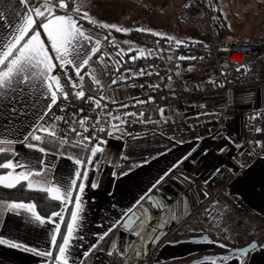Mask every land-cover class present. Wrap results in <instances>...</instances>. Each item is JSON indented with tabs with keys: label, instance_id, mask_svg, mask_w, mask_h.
Here are the masks:
<instances>
[{
	"label": "crops",
	"instance_id": "crops-1",
	"mask_svg": "<svg viewBox=\"0 0 264 264\" xmlns=\"http://www.w3.org/2000/svg\"><path fill=\"white\" fill-rule=\"evenodd\" d=\"M115 1L94 0L92 2H95V6L92 7L90 1L86 0L82 12H88L89 19H95L97 24H105L104 19L108 20L114 14L113 4ZM78 2L79 0L74 1L68 11H71ZM28 3L31 6L40 7L45 3V0H28ZM3 10L6 13L7 21H11L13 24L19 21L21 14L27 12L25 5L20 0H6ZM55 14L63 15L65 12L57 7ZM99 15H103L104 18ZM97 16L99 17L97 18ZM7 21L4 22L3 27H0V33L7 31ZM78 22L82 27L86 25L98 30L97 24L89 23L88 19ZM107 24L113 25L112 21L107 22ZM100 28L99 30L109 33V29ZM83 29L93 40L100 42L101 49L92 57L89 65L81 70V75L85 77L84 80L88 77H94L95 80H98L99 84L92 79L94 81L93 84L90 82L92 89H98L99 86L100 95L109 99L137 97L142 89L119 87L113 90L110 87L105 79L104 64L99 60V54L104 49V46L101 47L102 37L89 32L86 27ZM39 31L42 33L41 38L47 41V37L43 35V29L41 28ZM114 31V29L111 30L113 33ZM112 39L118 40L116 37L110 38V40ZM104 42L108 43L106 39ZM122 47L119 49L122 55L136 51V49L128 48L129 46L125 41ZM145 48L159 54L158 47ZM50 54L54 56V53ZM173 58L174 55L168 58V65H166L168 72L174 74L191 72L186 70L190 63L185 62L186 64L178 67ZM53 62L58 63L55 60ZM71 72L75 73L74 70ZM29 91H31V95H29ZM29 91L17 92L14 98L0 100V137L18 141L13 145H5L0 142V147L14 148L15 155L10 152L11 157L8 160L15 159L26 163L34 170L42 168L47 180L69 182L75 178V171L79 167L75 165L74 160L87 157L91 154L90 150L85 153V149L82 147H73L72 143L77 141L73 136H70L67 139L68 143L64 145H61L60 140L39 132L37 134L43 137L41 141L37 142L31 139L24 141V136L32 130V127L41 123L39 117L47 111L46 105L50 103L40 93L39 89H30ZM263 106L264 95L261 91L260 100L255 101L253 108ZM243 112L240 110L236 117L221 119L215 123L188 126L183 122L181 113V115L163 114L156 105H153L142 115L124 113L119 115V120L111 119V123L119 125L120 131H114L111 127L106 133H97L95 141L89 144L90 148L101 140L105 141L101 145L104 150L93 158L91 165H88L89 175L85 182V190L81 194L83 200L82 222L76 233L79 239H73L70 242L71 250L68 264H125L126 259H132L135 262L138 256L136 251L133 252L132 250L134 247L127 245L124 247L122 243V231L127 229L123 227V222L127 219L124 214H133L135 217L127 232L136 236L134 242L137 244L140 240L139 232L158 220L166 219L167 209L187 191L191 192H188V195L192 203V212L189 216L195 224L179 223V226L177 225L169 231L159 243L150 246L149 259H141L140 264H205V258L220 257L216 251H224L227 247L217 250L211 243L213 242L212 232L223 236L230 231L231 224L219 219L210 226L199 225V219L208 210L210 202L206 199L203 202L199 201L193 186L186 183L179 174L191 178L195 184L200 185L206 191L205 183L207 180L223 167L234 175L224 191L225 204L234 205L236 200L248 208L250 213L244 220L246 227L251 229L254 225V229H261L264 234V157L245 167L237 159L238 140L244 126L241 117ZM247 115L252 117V111ZM109 131H113L114 134L109 136ZM27 143L38 144L46 151L41 153L30 149L26 146ZM68 157H72V159H68ZM20 170L17 168L15 171L19 172ZM8 171L11 170L7 169ZM7 172L0 175H6ZM165 173L168 175L157 185V189L149 192V189L162 176H165ZM93 184L96 187H93ZM35 188L36 186H34ZM145 194H148L151 199L146 197L141 201V197H145ZM195 200L199 204L196 209L194 208ZM138 201H141L139 205H137ZM154 201H159L163 207H154ZM11 203L29 204L31 202L0 199V239L23 243L29 249L51 250L54 255L58 254V248L52 247L50 239L55 223L46 222L41 225L32 220L31 214L23 209L6 211V206ZM73 207L74 203L68 204L67 210L63 213L64 217L67 215V222L71 219L70 212ZM59 211L60 208L56 212ZM233 211L234 213L237 212L235 208ZM49 217L51 215L42 218L47 221ZM229 217L238 219L235 215ZM117 220L120 221L117 228L110 232L95 250L85 256L84 253L89 251L90 246L96 244L98 235L108 231ZM141 220L143 227H140ZM240 221L243 223L242 220ZM56 222H60L61 226L63 224L58 220ZM132 229L136 231L133 232ZM117 230H121L117 241L109 247L112 236ZM203 233H207L211 239L209 241L191 239V237ZM63 234H66V224ZM167 236L170 237L165 239ZM127 238V243H129L130 239ZM172 238L174 239L172 240ZM225 240L227 241L226 238ZM260 240L263 244H258L245 259L233 255L227 261L217 259L216 264H244L245 261L246 264H264V238ZM237 241L243 243L241 245L248 242L245 237ZM58 243H62V238ZM109 252L112 255H109ZM121 252L124 254L121 255ZM0 264H45V258L34 254L32 251L0 245Z\"/></svg>",
	"mask_w": 264,
	"mask_h": 264
},
{
	"label": "built area",
	"instance_id": "built-area-1",
	"mask_svg": "<svg viewBox=\"0 0 264 264\" xmlns=\"http://www.w3.org/2000/svg\"><path fill=\"white\" fill-rule=\"evenodd\" d=\"M110 41H114L115 46L109 43L101 53L108 57L103 63L106 81L113 90L119 87H136L142 89V92L131 99L95 96L85 91L78 79L75 81L78 87L73 88L72 83L63 75V71L59 67L55 68L53 74L60 75L69 99L64 100L61 94L57 105L52 107L51 112L44 116L40 123L55 128V139L61 141L65 137L68 139L73 136L79 140L80 137L70 131L74 128L84 136L93 137L90 142L92 144L97 133H106L113 125L110 122L111 117L106 115L109 111L114 116L124 113L142 115L149 107L156 105L161 113L168 114L173 111L181 113L186 125L196 126L236 117L240 110H243L241 117L244 126L238 140L237 159L245 167L264 157V106L253 108L255 101L260 100L261 91L264 95V35L258 38L239 34H230L219 39L212 37L209 48L205 49L207 58L201 62L204 65L194 71L180 74L170 73L167 70L166 65L171 55H174L173 61L178 67L198 57L197 47L188 45L181 39L175 40L171 45L165 44L164 55H155L146 48L122 55L115 39ZM177 41L180 43L177 44ZM157 42L158 46L161 45L159 41ZM141 51L143 55L140 54ZM180 56L186 59H178ZM131 57L137 58L132 60ZM189 57L195 59H188ZM141 70L150 74L140 75ZM69 74L75 76L70 69ZM215 77L219 80L211 88L198 87L205 80ZM113 80L117 82L113 84ZM79 90L85 92L83 99L74 95ZM88 97L93 99L89 101ZM97 100L101 103L100 108L96 107ZM81 109L83 111H80ZM251 111L252 117L247 115ZM57 116L63 119L57 121ZM81 119H86L84 127L88 129L87 132H83L81 128L79 123ZM98 119H101L102 123L96 126ZM98 127H103L105 131L99 132ZM257 128L261 131L257 132ZM233 177L234 175L223 167L205 183L206 200L210 205L202 218L200 217V222L204 226H210L229 214L237 218L248 214L246 207L236 200L234 205L225 204L224 191ZM198 206L195 200L194 208ZM234 208L236 213L233 211ZM191 219L189 216L181 224H191ZM149 254L150 252L148 257Z\"/></svg>",
	"mask_w": 264,
	"mask_h": 264
},
{
	"label": "snow or ice",
	"instance_id": "snow-or-ice-1",
	"mask_svg": "<svg viewBox=\"0 0 264 264\" xmlns=\"http://www.w3.org/2000/svg\"><path fill=\"white\" fill-rule=\"evenodd\" d=\"M21 3L25 5L27 9L26 14H21L20 19L17 23L13 24L11 21H7V16L3 10V6L6 0H0V27L4 26V22L7 21V31L0 33V100L4 98H14L17 92L29 91L39 89L40 93L49 100L50 103L46 105L47 111H45L39 119L42 121L44 116H47L51 112L52 107L57 105L58 99L61 94L64 100L69 99V94L64 91V87L61 83L60 75H54L53 71L55 68L59 67L63 71V75L67 80L72 83L73 88H77L78 85L75 81H84V75H81V70L89 65L90 60L100 51V42L98 40H93V38L86 34L82 25L79 24V20L88 19L89 23L94 25L97 24L95 19H89L88 12L82 9L86 4V0H79L76 6L68 11L70 5L74 0H45V3L40 7H34L29 5L28 0H20ZM64 10L65 14L56 15V9ZM99 27L109 29V36L111 35V30L114 29L116 32H126L127 30L121 29L115 25L109 24H99ZM43 29V35L47 37V41L41 38L42 33L39 29ZM137 31H148L147 29L137 28ZM155 34V33H153ZM108 39V37H105ZM109 43L115 46L114 41H109ZM180 42L177 41V44ZM50 53H54V56ZM143 55V52L140 53ZM137 57H131L135 60ZM178 59L183 60L186 57L180 56ZM188 59H195V57H189ZM58 63H54L53 61ZM100 60H104V56L100 57ZM69 69L74 70L75 76L69 74ZM140 75L150 74L145 73L141 70ZM95 80V78L93 77ZM117 81L113 80L112 83L115 84ZM95 83L99 84L98 80ZM11 94V95H10ZM31 95V91H29ZM74 95L77 98L83 99L85 97V92L83 90L76 91ZM93 98L88 97L91 101ZM103 99V97H101ZM139 102V101H138ZM96 107L100 108L101 103L99 100L95 101ZM126 107V106H125ZM15 111V109H13ZM80 111H83L81 109ZM102 115H104L102 113ZM106 115L110 116L113 120H119V116H114L109 111ZM132 115V114H128ZM63 117H56L59 121ZM83 132H87L88 129L84 127L86 119H81L79 121ZM102 123L101 119L96 121V126ZM112 129L114 131H120V127L117 124H113ZM74 132L79 140L72 143L73 147H82L85 150H90V155L84 158H76L74 160L77 167L75 171V178L71 179L69 182L62 183L60 181H49L45 177L44 170L32 169L30 165L26 163L19 162L15 159H10L7 162L0 163V169H9L6 175H0V185L5 188H15L21 184V182H26L27 188L29 190H39L48 193L49 197L54 201L60 202V211L53 212L51 217L47 221L42 218L36 212V205L25 204V203H11L6 206V211H14L23 209L31 214V219L39 222V224L55 223L54 231L51 235V245L53 248H58V254L54 255L51 250L37 251L36 249H29L23 243H14L7 239H0V245H8L12 248H21L23 251H32L34 254L45 258V264H68L69 254L71 250V241L73 239H79L76 235L82 222L83 213V200L82 193L86 187V181L89 175L88 165L93 163V158L101 153L104 149L101 145L105 141H99L95 146L89 148L90 142L94 139L91 136H84L81 132H77L76 129H70ZM99 132H104L103 127H98ZM257 132L261 129L257 128ZM45 133L50 137H56V130L52 126H45L44 124H37L32 127V130L24 136V141L29 139L33 141H41L42 136L37 133ZM113 131H109L108 135L112 136ZM0 142L5 145H13L18 141L13 139L0 137ZM61 145L68 143L65 137L60 141ZM26 146L30 149H34L44 153L46 150L40 147L38 144L27 143ZM12 152L15 155L14 148L11 147H0V153ZM72 159V157H68ZM21 169L19 172L15 170ZM219 171V170H218ZM162 176L156 184L149 189L152 192L153 189H157L159 185L167 176ZM96 187L95 184L92 185ZM151 199L148 194L145 197H141V201L145 198ZM137 202V205L141 203ZM70 203H74V207L71 209L70 221L66 222V234L61 233V223L56 222L65 220L63 213L67 210V206ZM153 206L156 208L163 207L159 201H154ZM131 212V210H129ZM127 217L126 221L123 223L124 228H130L134 222L135 217L129 215V213L124 214ZM120 221L117 220L108 229V231L103 234L98 235L96 244L90 246L89 251L85 252L84 255H89L93 250H95L101 241L109 235L110 232L114 231ZM140 227H143V222L141 220ZM163 227V225H161ZM135 232V229H132ZM155 231V229H153ZM58 236H61L62 243H58ZM220 247H225V245L220 244ZM112 255L111 252L108 253ZM124 253L121 252V255ZM141 253L137 251L136 255L139 256ZM237 255L247 256L248 253L245 250H239ZM217 259H223L224 261L229 260L228 256L217 257L215 259L205 258V264H216Z\"/></svg>",
	"mask_w": 264,
	"mask_h": 264
},
{
	"label": "rangeland",
	"instance_id": "rangeland-1",
	"mask_svg": "<svg viewBox=\"0 0 264 264\" xmlns=\"http://www.w3.org/2000/svg\"><path fill=\"white\" fill-rule=\"evenodd\" d=\"M74 1L77 2L78 0ZM89 1L90 6L94 7L95 2H92L94 0ZM113 6L114 14L108 20L104 19L105 24L112 21L113 25L127 30L126 32L137 28L147 29L148 31L144 32L172 38L174 41L181 39L188 45L195 47H197L196 44H204L205 48L208 49L211 44V38L217 39L220 31L226 29H229L232 32L231 34H239L251 38H258L264 35V0H116ZM99 16L104 18L103 15ZM98 25L96 27L98 30L86 25H83V27H86L89 32L95 33L94 35L102 37L101 47H106L107 43L104 42V39L108 33L99 30L100 27ZM126 32L122 31L121 33ZM116 38L118 40L115 39V41L120 49L123 48L124 41L128 44V48L133 50L144 49L145 47L151 48L140 41ZM199 65L203 66L204 64L201 65L200 62ZM79 82L81 83V81ZM171 114L181 115L175 111L168 113V115ZM245 209L248 210L249 214V209ZM248 214L241 217L238 216V219L242 220L243 223L234 217H229L234 215L224 217L222 220L227 223L230 222L231 227L229 232H226L225 235H223L224 233L222 234L223 236L211 231L213 237V242L211 243L214 244L217 250L230 246H240L243 243L237 240L244 237L248 242L255 239L258 240L259 245L263 244L260 240L264 238L262 230L254 229V225H252L251 229L246 227L244 220L247 219ZM194 224L193 219L191 224L187 223V225ZM198 224L206 227L200 222V219ZM183 232L186 233L185 230ZM169 237L167 236L165 239ZM220 244L225 245V247H220ZM132 250L135 252L136 248ZM218 252L220 251H216V254ZM235 257L242 259L241 255L236 254ZM244 264H246V261Z\"/></svg>",
	"mask_w": 264,
	"mask_h": 264
},
{
	"label": "trees",
	"instance_id": "trees-1",
	"mask_svg": "<svg viewBox=\"0 0 264 264\" xmlns=\"http://www.w3.org/2000/svg\"><path fill=\"white\" fill-rule=\"evenodd\" d=\"M106 33H108V32H106ZM231 33L232 32H230L229 29L222 30V31H220L219 37L217 39L226 37L227 35H230ZM107 37H108V39H106L108 41L107 44H109L110 38L119 37L121 39H133L136 41H140L143 44L149 45L150 47H153V48L158 47L159 54L154 53L155 55H164V53H165L164 52V45L165 44L171 45V42L174 41V39H172V38L156 36L155 34H152V33L144 32V31H137V30H131V31L126 32V33L114 31V33L111 32V35L107 36ZM157 41H159L161 43V45L158 46ZM196 46H197L198 57L194 61L188 62L190 64L188 67H186V70L187 69L189 71L196 70V67H198V64L200 62H202V60H206V58H207V53L205 52V49H206L205 45L204 44H196ZM102 51H103V49H102ZM101 56H103V55L99 54V60H100ZM107 60H108V57L104 56V60L103 61L100 60V62L104 63ZM184 64H186V63H184ZM88 79L86 78L83 82H81L82 83L81 85L84 86V87L82 86V88L83 89L85 88V91L91 93L92 95H95V96L98 95L99 96L100 95L99 86H98V89H92V84L94 82L92 80L93 78L88 77ZM218 80L219 79H217L216 77L207 79V80H205V82L200 83L198 85V87L202 88V89L203 88H211ZM86 152H87V150H85V153ZM10 157H11L10 152L0 153V163L7 162ZM5 172H7V169H0V174H3ZM0 199H4V200H8V201H15V202H31L32 204L36 205V211L42 217L50 216L53 212H56L61 207L60 202L52 200L49 197L48 193L42 192L39 190H35V189L29 190L27 188L26 183L23 181L21 182L20 185H18L15 188H11V189L5 188L2 185H0ZM130 215H133V214H130ZM66 222H67V215H66L65 220L63 221V224L61 226V233L62 234L64 232ZM60 240H61V236H58V242Z\"/></svg>",
	"mask_w": 264,
	"mask_h": 264
},
{
	"label": "water",
	"instance_id": "water-1",
	"mask_svg": "<svg viewBox=\"0 0 264 264\" xmlns=\"http://www.w3.org/2000/svg\"><path fill=\"white\" fill-rule=\"evenodd\" d=\"M263 30H264V24H263ZM179 176L188 184L193 186V190L196 192L197 197L199 201L203 202L207 198L206 191L200 187V185L195 184L194 181L187 177L186 175L179 174ZM192 203L190 201V197L187 192L183 193L182 196H180L168 209H167V218L164 220H158L153 225L146 226L142 233L139 234V242L136 244L134 240L136 239V236L133 235L130 232H127L129 230L122 231L123 238L122 243L123 246H133L136 248V253L139 251L141 254L138 256V259L133 262L132 259H126L125 264H140L141 259H146L148 257L149 248L152 245H155L158 243L169 231L173 230L179 223H181L185 218L189 217V215L192 212ZM163 225V227H161ZM155 229V231H153ZM121 232V230L115 231V233L112 236V239L110 241L109 247L113 246L118 238V234ZM127 237H129L130 242L127 243ZM192 240L195 241H204V240H210L211 238L207 233H203L199 236L191 237ZM258 246V241L255 239H252L248 243L242 245V246H230L224 251H220L217 253L220 257L225 256H233L236 255L239 250H245L247 253L252 251ZM242 256V255H241ZM247 257V256H246ZM245 256H242V259L246 258Z\"/></svg>",
	"mask_w": 264,
	"mask_h": 264
}]
</instances>
